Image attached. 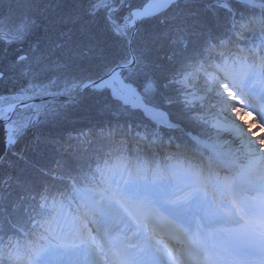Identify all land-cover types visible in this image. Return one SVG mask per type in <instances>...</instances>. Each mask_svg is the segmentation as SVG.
Masks as SVG:
<instances>
[{"label":"snow or ice","instance_id":"6c2138e0","mask_svg":"<svg viewBox=\"0 0 264 264\" xmlns=\"http://www.w3.org/2000/svg\"><path fill=\"white\" fill-rule=\"evenodd\" d=\"M88 100V148L25 155ZM230 101L264 122V0H0V264H264V138Z\"/></svg>","mask_w":264,"mask_h":264},{"label":"trees","instance_id":"16d2710c","mask_svg":"<svg viewBox=\"0 0 264 264\" xmlns=\"http://www.w3.org/2000/svg\"><path fill=\"white\" fill-rule=\"evenodd\" d=\"M16 49H10L9 54L14 55ZM63 102V99H61ZM110 116L105 115L97 110L96 102L94 100L85 101L79 107L73 108L68 119L56 128L46 127V132L55 133L60 139V145H58L59 152L53 151L50 148L41 146L37 151L29 150L25 155L33 162H39L40 164H50L55 158H71L72 155L78 151L88 148V144L85 141H91L93 134L97 132L100 124L106 123ZM83 132L86 135L80 137L79 134ZM24 144L20 145L23 147ZM94 147H99L97 141ZM24 167L23 161L19 163L17 169L11 170L13 175L18 174L19 169Z\"/></svg>","mask_w":264,"mask_h":264},{"label":"rangeland","instance_id":"374dc122","mask_svg":"<svg viewBox=\"0 0 264 264\" xmlns=\"http://www.w3.org/2000/svg\"><path fill=\"white\" fill-rule=\"evenodd\" d=\"M230 103L233 104L235 107L240 108L242 113H246L243 114L240 119H236L235 116H233L232 118L238 125H240L242 129L245 130V132L250 136V138L251 133L248 132L249 126L251 127V131L256 133V138H264V124L260 121V118L257 113L255 111L248 110L247 107L243 104H236L235 101H230Z\"/></svg>","mask_w":264,"mask_h":264},{"label":"water","instance_id":"95a60500","mask_svg":"<svg viewBox=\"0 0 264 264\" xmlns=\"http://www.w3.org/2000/svg\"><path fill=\"white\" fill-rule=\"evenodd\" d=\"M62 99H64V98H62Z\"/></svg>","mask_w":264,"mask_h":264}]
</instances>
